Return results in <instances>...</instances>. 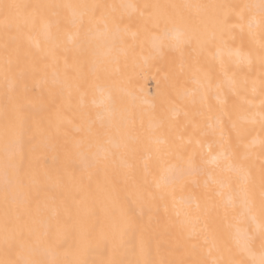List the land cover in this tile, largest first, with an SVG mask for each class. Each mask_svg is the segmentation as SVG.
Listing matches in <instances>:
<instances>
[{"label":"bare ground","instance_id":"bare-ground-1","mask_svg":"<svg viewBox=\"0 0 264 264\" xmlns=\"http://www.w3.org/2000/svg\"><path fill=\"white\" fill-rule=\"evenodd\" d=\"M261 2L0 0V264H259Z\"/></svg>","mask_w":264,"mask_h":264},{"label":"snow or ice","instance_id":"snow-or-ice-1","mask_svg":"<svg viewBox=\"0 0 264 264\" xmlns=\"http://www.w3.org/2000/svg\"><path fill=\"white\" fill-rule=\"evenodd\" d=\"M5 9L7 10H20L21 8L26 7L25 5H19V4H9V5H5L4 6ZM129 7H134V6H129ZM250 6H243V8L241 9L240 12H238L237 15V19L243 23L244 21V8H249ZM260 11L264 12V0H262L261 4L259 5ZM262 215H264V209H262ZM253 220H255V217H252ZM258 227L261 229V233L262 235H264V223L258 225ZM242 248L244 251L248 252L249 255H253L252 250H251V246L247 243V241L244 242V244L242 245ZM261 257L259 260V264H264V243L261 244Z\"/></svg>","mask_w":264,"mask_h":264}]
</instances>
